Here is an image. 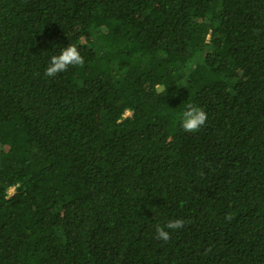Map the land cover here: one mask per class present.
I'll return each mask as SVG.
<instances>
[{
    "label": "trees",
    "instance_id": "trees-1",
    "mask_svg": "<svg viewBox=\"0 0 264 264\" xmlns=\"http://www.w3.org/2000/svg\"><path fill=\"white\" fill-rule=\"evenodd\" d=\"M0 264H264V0H0Z\"/></svg>",
    "mask_w": 264,
    "mask_h": 264
},
{
    "label": "clouds",
    "instance_id": "clouds-1",
    "mask_svg": "<svg viewBox=\"0 0 264 264\" xmlns=\"http://www.w3.org/2000/svg\"><path fill=\"white\" fill-rule=\"evenodd\" d=\"M84 58L80 54V51L76 44L69 43L60 49L58 54H53L47 62V66L44 70L45 77L54 78L57 75L66 72L69 67L82 65ZM166 86L164 84L157 83L154 85V91L157 94L165 92ZM180 127L186 134H194L198 132L207 121L206 111L191 102H187L185 107L181 110L179 115ZM183 227V222L180 219L170 220L166 225L167 229L177 230ZM156 236L161 240H168L170 233L163 227L156 228Z\"/></svg>",
    "mask_w": 264,
    "mask_h": 264
},
{
    "label": "rangeland",
    "instance_id": "rangeland-1",
    "mask_svg": "<svg viewBox=\"0 0 264 264\" xmlns=\"http://www.w3.org/2000/svg\"><path fill=\"white\" fill-rule=\"evenodd\" d=\"M10 193H11V194L14 193V190H11Z\"/></svg>",
    "mask_w": 264,
    "mask_h": 264
}]
</instances>
